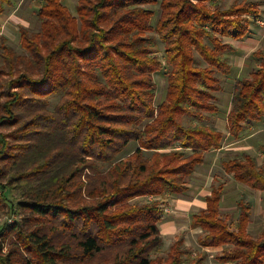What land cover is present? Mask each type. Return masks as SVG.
Segmentation results:
<instances>
[{
    "label": "trees",
    "instance_id": "16d2710c",
    "mask_svg": "<svg viewBox=\"0 0 264 264\" xmlns=\"http://www.w3.org/2000/svg\"><path fill=\"white\" fill-rule=\"evenodd\" d=\"M158 3L152 24L147 6ZM11 4L0 0V16ZM76 11L43 0L40 30L20 26L22 53L0 36V216L11 217L0 222V264H205L208 248L220 249V264H264V235H250L249 207L239 202L235 229L221 215L224 183L192 215L203 250L193 255L178 237L166 256L154 255L164 241L163 197L184 194L206 153L223 147L226 133L204 122L219 111L221 76L231 72L225 53L233 46L223 39L244 38L259 6L78 0ZM254 55L260 67L236 81L227 114L235 139L264 116V47ZM165 65L155 105L154 74ZM221 165L264 192L255 155Z\"/></svg>",
    "mask_w": 264,
    "mask_h": 264
},
{
    "label": "rangeland",
    "instance_id": "374dc122",
    "mask_svg": "<svg viewBox=\"0 0 264 264\" xmlns=\"http://www.w3.org/2000/svg\"><path fill=\"white\" fill-rule=\"evenodd\" d=\"M242 1L255 2L260 8V13L256 20L251 23L250 30L244 38L239 40L223 39L233 46L232 51L225 53L226 59L231 64V72L226 76H221L222 90L216 93V103L219 106V111L215 114H209V119L204 121L226 133L223 147L220 150L206 153L205 163L197 167L188 183L191 187L189 192L186 191L181 195L163 197V214L159 221V227L164 241L160 250L154 255L166 256L170 245L178 237L184 238L193 255L203 250L198 243V236L202 230L198 227L193 228L191 225L193 212L200 208V203L193 201L203 199L205 193L212 187L213 182H216L215 184L217 185L219 183L225 184V192L222 195L220 209L222 217L227 220L230 227L232 229L236 228L240 213L239 201H242L250 209L251 222L248 227L250 235L254 238H260L264 235V192L253 190L245 184L238 183L232 175L224 172L221 165V160L242 155L245 151L255 155L259 165L264 163V153L261 149V146L264 145V116L259 122L253 124L250 137L247 132L250 126L242 133L239 140L231 137L227 130V114L231 106L234 85L237 80L250 76L252 71L260 67L262 59L255 56L254 52L264 47V0H220L223 8H228L231 4ZM42 2L43 0H12V4L7 7L5 13L0 17V36L6 35L10 44L19 53L24 52L20 41V26H24L32 32L40 30L41 21L38 11ZM62 2L74 15H77L76 6L78 0H62ZM147 7L154 10L155 16L152 19V24H155L160 15L159 3ZM149 34L152 35L153 33ZM155 36V54L163 59L164 44L156 34ZM167 70L165 65L161 71L154 74L157 84L155 105H158L164 98L167 85ZM56 102L57 99H53V103ZM135 146L136 143H132L122 155L125 156L130 153ZM177 198L187 202L190 208L185 206L183 208L181 206L178 207L179 201ZM152 199L154 198H140L137 199V202L142 203ZM176 208L180 209L181 212L178 213ZM10 218L9 214L1 215L0 222ZM12 219H20V217L16 215ZM206 250L210 252V255L206 259L205 264H220L215 259V255L220 249L208 248Z\"/></svg>",
    "mask_w": 264,
    "mask_h": 264
},
{
    "label": "crops",
    "instance_id": "0c3cea01",
    "mask_svg": "<svg viewBox=\"0 0 264 264\" xmlns=\"http://www.w3.org/2000/svg\"><path fill=\"white\" fill-rule=\"evenodd\" d=\"M2 15H3V14H2ZM2 15H1V16H2ZM1 16H0V17H1ZM1 36H2V35H1ZM5 36H6V35H5ZM230 108H231V106H230ZM230 108H229V109H230ZM252 128H253V125H251V126L249 127V129L247 130V132L249 133V134L247 133L249 137H250V135L252 134V132H251V131H252ZM246 129H247V128H246ZM246 129H245V130H246ZM227 130H228V129H227ZM245 134H246V133H245ZM248 136H247V137H248ZM236 140H239V138L236 139ZM262 146H264V145H262ZM219 150H220V149H219ZM224 172H225V171H224ZM230 175H231V174H230ZM232 176H233V175H232ZM233 178H234V177H233ZM237 182H238V181H237ZM215 183H216V182H213V183H212V187H211V188L205 193V196H203V199H201V200L197 199L196 201H193V202H197V201H198V203H200V208L197 209L196 211H194L193 214L196 213V212H198V211L201 210V209H204V208L206 207V196H208V195L211 194V191H212V189H213V186L217 185V184H215ZM238 183H240V182H238ZM188 187H190L189 184H188ZM190 189H191V187L188 188L187 192H189ZM177 200L179 201V202H178V207H179V206H181L182 208H183L184 206H185V207H189L188 203H187V202H183V200H182L181 198H177ZM193 202H191V203H193ZM239 202H240V201H239ZM189 208H190V207H189ZM176 209H178V208H176ZM173 211H174V210H173ZM177 212L180 213L181 210L178 209ZM177 212H176V213H177ZM193 214H192V215H193ZM176 239H177V238H176ZM176 239H175V240H176ZM175 240H174V241H175Z\"/></svg>",
    "mask_w": 264,
    "mask_h": 264
}]
</instances>
